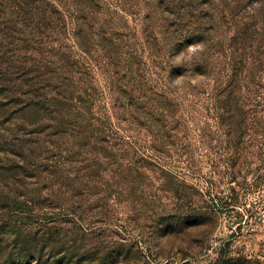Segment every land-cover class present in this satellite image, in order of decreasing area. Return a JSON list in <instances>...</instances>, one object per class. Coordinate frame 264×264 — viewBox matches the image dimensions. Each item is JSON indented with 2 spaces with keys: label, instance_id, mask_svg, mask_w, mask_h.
I'll list each match as a JSON object with an SVG mask.
<instances>
[{
  "label": "rangeland",
  "instance_id": "1",
  "mask_svg": "<svg viewBox=\"0 0 264 264\" xmlns=\"http://www.w3.org/2000/svg\"><path fill=\"white\" fill-rule=\"evenodd\" d=\"M45 1L0 7V264H264V0Z\"/></svg>",
  "mask_w": 264,
  "mask_h": 264
},
{
  "label": "trees",
  "instance_id": "2",
  "mask_svg": "<svg viewBox=\"0 0 264 264\" xmlns=\"http://www.w3.org/2000/svg\"><path fill=\"white\" fill-rule=\"evenodd\" d=\"M7 2H10L11 8L15 9V17L20 19H32L36 20V29L38 30L40 27L44 28L52 20L50 16V10H48L47 6L49 4L45 0H0V7H3V5ZM29 2H32L33 6L30 8ZM28 8V10H27ZM32 12V13H31ZM60 12L57 10V13ZM28 15V17H27ZM56 21V20H54ZM64 24V23H63ZM64 26V25H63ZM39 27V28H38ZM65 28V26H64ZM36 72H38L36 70ZM218 264H258V263H250L244 260H223L219 262Z\"/></svg>",
  "mask_w": 264,
  "mask_h": 264
},
{
  "label": "clouds",
  "instance_id": "3",
  "mask_svg": "<svg viewBox=\"0 0 264 264\" xmlns=\"http://www.w3.org/2000/svg\"><path fill=\"white\" fill-rule=\"evenodd\" d=\"M204 47L203 43H195L192 44L190 46L187 47L186 50L182 51L179 55H177L176 57H174V59L178 62H183L184 57L188 54V53H193L195 54L197 52V50H202ZM182 78V77H180Z\"/></svg>",
  "mask_w": 264,
  "mask_h": 264
}]
</instances>
